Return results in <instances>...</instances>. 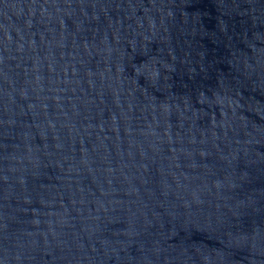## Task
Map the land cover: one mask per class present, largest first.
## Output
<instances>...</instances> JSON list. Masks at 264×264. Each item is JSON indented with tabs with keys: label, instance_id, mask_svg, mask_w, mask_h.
<instances>
[{
	"label": "water",
	"instance_id": "1",
	"mask_svg": "<svg viewBox=\"0 0 264 264\" xmlns=\"http://www.w3.org/2000/svg\"><path fill=\"white\" fill-rule=\"evenodd\" d=\"M0 264H264V0H0Z\"/></svg>",
	"mask_w": 264,
	"mask_h": 264
}]
</instances>
